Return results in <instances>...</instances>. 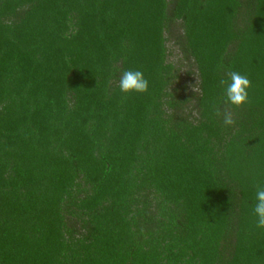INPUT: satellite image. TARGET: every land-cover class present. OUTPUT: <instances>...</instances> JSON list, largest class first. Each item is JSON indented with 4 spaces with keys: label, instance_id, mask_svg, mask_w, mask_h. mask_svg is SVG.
Wrapping results in <instances>:
<instances>
[{
    "label": "trees",
    "instance_id": "1",
    "mask_svg": "<svg viewBox=\"0 0 264 264\" xmlns=\"http://www.w3.org/2000/svg\"><path fill=\"white\" fill-rule=\"evenodd\" d=\"M256 185L264 0H0V264H264Z\"/></svg>",
    "mask_w": 264,
    "mask_h": 264
},
{
    "label": "clouds",
    "instance_id": "2",
    "mask_svg": "<svg viewBox=\"0 0 264 264\" xmlns=\"http://www.w3.org/2000/svg\"><path fill=\"white\" fill-rule=\"evenodd\" d=\"M227 79H221L220 85L224 87L225 104L234 108H240L249 103L248 89L251 87V81L246 75L238 71L227 72ZM119 90L122 93H146L149 82L140 70H125L121 73L118 81ZM217 117H222L225 126L235 124L234 113L230 108H221L213 106ZM255 204L253 215L256 218V227L264 228V186L256 185Z\"/></svg>",
    "mask_w": 264,
    "mask_h": 264
},
{
    "label": "rangeland",
    "instance_id": "3",
    "mask_svg": "<svg viewBox=\"0 0 264 264\" xmlns=\"http://www.w3.org/2000/svg\"><path fill=\"white\" fill-rule=\"evenodd\" d=\"M166 45L169 52L167 56V60L170 61L174 65V67L178 69V74L180 75L181 82H186L185 71L187 69H191V70L193 69L186 65V62L181 58L180 54L178 53L177 49L174 46H172L169 42H167ZM189 77H193V76H189ZM194 82H196V79L194 80Z\"/></svg>",
    "mask_w": 264,
    "mask_h": 264
}]
</instances>
